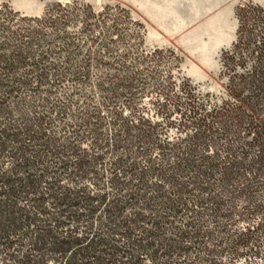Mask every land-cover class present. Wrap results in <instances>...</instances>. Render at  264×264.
Returning a JSON list of instances; mask_svg holds the SVG:
<instances>
[{"label": "trees", "instance_id": "trees-1", "mask_svg": "<svg viewBox=\"0 0 264 264\" xmlns=\"http://www.w3.org/2000/svg\"><path fill=\"white\" fill-rule=\"evenodd\" d=\"M121 13L0 29V264H264V9H237L219 103Z\"/></svg>", "mask_w": 264, "mask_h": 264}, {"label": "rangeland", "instance_id": "rangeland-1", "mask_svg": "<svg viewBox=\"0 0 264 264\" xmlns=\"http://www.w3.org/2000/svg\"><path fill=\"white\" fill-rule=\"evenodd\" d=\"M58 3L90 6L97 14L127 11L139 24L133 28L143 36L144 51H167L163 56L171 58L159 69L163 77L170 72L178 83L188 81L201 97L214 103L226 99L221 55L237 40V9L245 4L264 9V0H0V29L40 18ZM151 100L149 96L143 101L148 118L154 115ZM176 136L173 129L170 137Z\"/></svg>", "mask_w": 264, "mask_h": 264}]
</instances>
